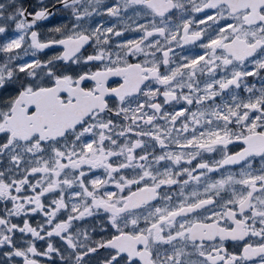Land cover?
Returning <instances> with one entry per match:
<instances>
[{
	"label": "snow or ice",
	"instance_id": "6c2138e0",
	"mask_svg": "<svg viewBox=\"0 0 264 264\" xmlns=\"http://www.w3.org/2000/svg\"><path fill=\"white\" fill-rule=\"evenodd\" d=\"M0 204V264H264V0L0 3Z\"/></svg>",
	"mask_w": 264,
	"mask_h": 264
},
{
	"label": "flooded vegetation",
	"instance_id": "af4514ba",
	"mask_svg": "<svg viewBox=\"0 0 264 264\" xmlns=\"http://www.w3.org/2000/svg\"><path fill=\"white\" fill-rule=\"evenodd\" d=\"M2 2H5V0H0V3H2ZM110 2H111V0H105V3H110ZM37 3H38V0H24L25 6L26 7H30V10H34L36 8V6H37ZM61 16H63L64 19H61ZM51 19H52V24L65 23L66 20H67V14L66 13H57V15L55 17L51 18ZM96 22L97 23L99 22V18H96ZM52 24H48L46 22H40V26H39L38 30L41 31V32H46L48 27H51ZM59 51H60V49L46 50V52L41 54V56H42L43 59H47L48 57L57 54ZM113 79L114 80H118V78H113ZM253 82H256L257 83V87H259V82L258 81L254 80ZM112 86H116V85L113 84ZM230 147H231L232 151L238 150V148H236V147H232V146H230ZM213 158H219V157L217 156V157H213ZM235 170H238V169H235ZM2 206L3 205L0 204V207H2ZM39 219H40V217L34 216L32 218L33 224H35ZM14 220L15 221H19L20 218H14ZM228 247L230 248V250L233 248L232 242H228ZM41 259L43 260L44 258H41ZM45 264H51V262L45 261Z\"/></svg>",
	"mask_w": 264,
	"mask_h": 264
}]
</instances>
